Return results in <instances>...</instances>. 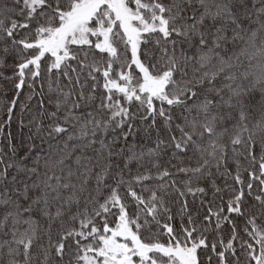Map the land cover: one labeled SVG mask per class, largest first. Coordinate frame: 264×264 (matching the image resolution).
I'll return each mask as SVG.
<instances>
[{
    "label": "snow or ice",
    "instance_id": "6c2138e0",
    "mask_svg": "<svg viewBox=\"0 0 264 264\" xmlns=\"http://www.w3.org/2000/svg\"><path fill=\"white\" fill-rule=\"evenodd\" d=\"M0 82V264H264V0H0Z\"/></svg>",
    "mask_w": 264,
    "mask_h": 264
},
{
    "label": "trees",
    "instance_id": "16d2710c",
    "mask_svg": "<svg viewBox=\"0 0 264 264\" xmlns=\"http://www.w3.org/2000/svg\"><path fill=\"white\" fill-rule=\"evenodd\" d=\"M10 89H11V84H5L3 82H0V99H2L4 97V92L6 90H10ZM7 131H8V129L5 128V133H7ZM19 131H20L19 128L17 127L16 123L14 122L12 125L13 136L18 138ZM4 143H6V142H4ZM225 231L227 232V228L225 229Z\"/></svg>",
    "mask_w": 264,
    "mask_h": 264
}]
</instances>
